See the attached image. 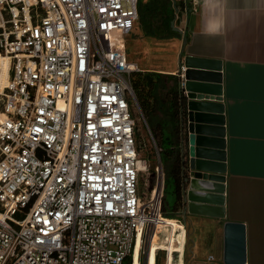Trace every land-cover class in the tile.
<instances>
[{
	"label": "built area",
	"instance_id": "obj_1",
	"mask_svg": "<svg viewBox=\"0 0 264 264\" xmlns=\"http://www.w3.org/2000/svg\"><path fill=\"white\" fill-rule=\"evenodd\" d=\"M139 4L0 0V264H126L157 230L166 172L158 152L145 200L127 50ZM186 241L155 264H184Z\"/></svg>",
	"mask_w": 264,
	"mask_h": 264
},
{
	"label": "crops",
	"instance_id": "obj_2",
	"mask_svg": "<svg viewBox=\"0 0 264 264\" xmlns=\"http://www.w3.org/2000/svg\"><path fill=\"white\" fill-rule=\"evenodd\" d=\"M172 1L171 27L180 37L146 36L138 21L127 39V50L129 61L142 73L178 76L187 56L222 66L224 192H205L212 184L203 180L197 187H187L184 204L192 217V252L200 249L192 258L195 264H224V227L231 222L245 227V264H264V0ZM163 97L166 100V94ZM160 119L167 123L165 116ZM218 197L224 201L221 218L211 214ZM217 219L223 220L222 226L215 227ZM184 234L185 228L177 242Z\"/></svg>",
	"mask_w": 264,
	"mask_h": 264
},
{
	"label": "water",
	"instance_id": "obj_3",
	"mask_svg": "<svg viewBox=\"0 0 264 264\" xmlns=\"http://www.w3.org/2000/svg\"><path fill=\"white\" fill-rule=\"evenodd\" d=\"M221 71L220 62L192 56L181 61L177 76L179 108L170 118L169 127L184 177L185 203L188 202L187 187H197L201 180L212 184V188L203 189L205 192H224V178L221 176L226 172V133ZM185 211L187 213L189 208L186 207ZM224 236V264H245V227L228 222Z\"/></svg>",
	"mask_w": 264,
	"mask_h": 264
},
{
	"label": "trees",
	"instance_id": "obj_4",
	"mask_svg": "<svg viewBox=\"0 0 264 264\" xmlns=\"http://www.w3.org/2000/svg\"><path fill=\"white\" fill-rule=\"evenodd\" d=\"M173 17L174 8L172 0H149L148 2H140L139 4L140 27L146 36L158 39L179 38V34L173 32L171 27ZM177 80V76L158 73L138 72L133 74L132 77L137 101L142 109L145 120L151 128V136L160 154L165 172L172 173L175 179L177 195L175 209L184 200V177L177 155L175 139L169 127L170 118L176 115L179 108ZM165 94L167 96L166 100L163 97ZM164 102L166 107H164ZM160 115L167 118L166 124L160 119ZM166 132H168V135H166ZM137 139L139 142L141 141L138 133ZM171 146L174 147L171 148ZM139 147L141 150L140 145ZM162 212L165 217L162 216L161 219L174 220L173 216L167 215L165 207L162 208ZM130 262L131 257L128 264Z\"/></svg>",
	"mask_w": 264,
	"mask_h": 264
},
{
	"label": "rangeland",
	"instance_id": "obj_5",
	"mask_svg": "<svg viewBox=\"0 0 264 264\" xmlns=\"http://www.w3.org/2000/svg\"><path fill=\"white\" fill-rule=\"evenodd\" d=\"M181 24H182V19L179 21L178 25L181 26ZM0 99H1V95H0ZM1 105H2V101L0 100V109H1ZM133 109H134V115L137 119V133L139 134V138L141 140L140 142L138 140V144L142 148L140 152H141L142 157L148 161L147 164L149 167V172L142 173L141 178H140V184H139V190L142 193L144 199L147 200L150 197L151 188L153 185L152 175L154 172V168L159 160V154H158L156 145L154 143V140L152 139V136H151V128L149 127L147 121L145 120L143 116V112H142V109L139 103L138 105H135ZM165 184H166L165 196H164L162 205L163 207H165V210L167 211L168 216H173L174 221L180 220L183 222L182 224L181 223L180 224L183 227L186 226L187 241H186V247H185V264H195L192 258V253L194 252L195 255H198L200 249L197 246V248L195 247L192 252V237L191 236L193 235V227H192V224L190 223V220L192 217L185 211L184 200L175 209V206L177 204V195H176L175 179L172 173L170 172L166 173ZM209 219L216 220V218H212V217H209ZM161 220L163 219H160V221ZM160 221H157V224ZM214 224H215V227L222 226L223 220L217 219V222H215ZM167 236L168 234H166L165 232L160 233L158 228L156 231H152L149 237L144 236V239L142 241V247H141V255H140L141 264H147L146 262L147 256L149 257L148 262L151 259L154 260L153 258L154 251H157L159 248H164L165 239H167ZM164 255H165L164 253L160 254L161 256L160 264H165ZM133 256L134 255L131 256L132 263H133ZM129 258L126 261V264L129 263Z\"/></svg>",
	"mask_w": 264,
	"mask_h": 264
},
{
	"label": "bare ground",
	"instance_id": "obj_6",
	"mask_svg": "<svg viewBox=\"0 0 264 264\" xmlns=\"http://www.w3.org/2000/svg\"><path fill=\"white\" fill-rule=\"evenodd\" d=\"M9 67H10V59L7 56H0V93L2 92V90L4 89L5 85L7 84V81L9 79ZM0 116H1V112H0ZM140 167L142 170L146 169V164L144 162L140 163ZM218 186V185H217ZM218 207L214 209V211H211L212 215H216L217 217L221 218L223 217V198L222 197H218ZM210 214V215H211ZM160 231V233L165 232L166 234H168L167 239H165V245H164V249H167L170 253L171 252H177L180 253L182 252V242H183V236H181V239L178 240L177 242V237H176V230L178 228H181V230H183V228H185L186 230V226L183 227L182 225H180L179 223L175 222L174 220H161L158 223V227H157ZM179 246V250L176 251V246ZM141 247H142V239L140 238L137 244V248L134 252V256H133V263L132 264H140L141 263ZM157 251H154L153 254V259H151L149 262V257L147 258V264H155V255H156ZM150 256V255H149ZM169 264H174L172 261H170Z\"/></svg>",
	"mask_w": 264,
	"mask_h": 264
}]
</instances>
